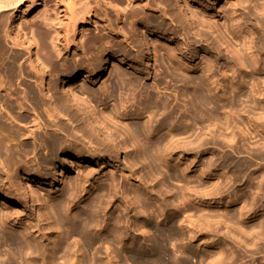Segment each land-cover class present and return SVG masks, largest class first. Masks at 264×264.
Here are the masks:
<instances>
[{
	"label": "bare ground",
	"instance_id": "6f19581e",
	"mask_svg": "<svg viewBox=\"0 0 264 264\" xmlns=\"http://www.w3.org/2000/svg\"><path fill=\"white\" fill-rule=\"evenodd\" d=\"M92 1L0 0V106L9 116L0 112L4 263L264 264V5L246 16L254 39L246 47L249 62L237 55L246 72L235 76L232 65L222 70L227 49L201 27L210 12L217 16L215 4L228 0H165L171 10L160 0H152L155 8L150 0H125L126 7ZM48 4L55 19L43 9ZM135 9L149 15L128 33L124 16ZM160 9L165 22L178 23L173 34L183 35L175 48L162 47L176 65L165 74L174 94L144 91L130 110L118 99L110 114L88 106L79 94L99 98L93 85L108 73L113 79L99 90L106 100L123 87L140 93L148 83L151 24L167 29L154 16ZM200 57L209 62L205 77L191 62ZM61 59L64 72L56 65ZM13 132L33 164L9 148ZM204 155L211 161L204 163ZM75 169L80 174L69 184ZM174 181L180 188L166 202ZM150 200L161 202L159 212ZM208 206L231 214H198ZM194 241L218 252H192ZM142 244L144 256L124 253Z\"/></svg>",
	"mask_w": 264,
	"mask_h": 264
},
{
	"label": "rangeland",
	"instance_id": "374dc122",
	"mask_svg": "<svg viewBox=\"0 0 264 264\" xmlns=\"http://www.w3.org/2000/svg\"><path fill=\"white\" fill-rule=\"evenodd\" d=\"M116 1L119 4V6H121V7H126V5H127L125 0H116ZM160 1H161V4L163 6L166 5L165 7L168 10H171L170 9L171 7L169 6V4L165 0H160ZM94 3H95V0H94V2L93 1L91 2L92 5H95ZM180 4H181V2H180ZM148 5L151 8H155V5L152 3V0H150ZM262 5H264V0H231V1L228 0L227 2L222 1L220 4H218V5L215 4V6H214L215 11L217 12V16L214 15L212 12H210V14L205 17L207 19H203L204 21L206 20V23L203 24V26H201L203 28V30H205L206 32L211 34L218 41V44L221 45L220 48L222 50L227 49V54L225 55L224 63L222 64L223 65L222 70H224V69L227 70V67L232 65V67H233L232 70L235 72V76L238 75L239 71H243V73L246 72V69L243 66H241L239 59H238V56H237L239 54V55H241V58L244 62H249V50H247L246 47H247V44H249L250 41L254 39V35L252 34V30H251L252 24L251 23L249 24L248 20H246V16H247L248 12L253 14L256 11L255 7L260 8ZM180 6H183V4H181ZM53 8H54L53 4H48V6L43 7V9H50L48 17H50L51 19H55V14L53 12H51ZM163 12H164V10L160 9V12L158 14H155L154 16H155L156 20H158L159 22L162 21L163 23H165L167 29H165L163 26H158L159 27L158 28V27L153 26L151 24V26H152L151 29H153L155 31V33H154V37L152 38V52H153L152 53L153 54L152 76H151L150 80L148 81V83L143 87L142 90H140V93L138 92L139 90L133 91V90H129L127 87H123V89L119 90V92H118L119 94L118 93L115 94L118 98L113 97V99L109 98L106 100V98H104L103 95H101V92L99 90H101L103 88L104 80L109 79V82H110L114 77L113 75H115V73L112 72L113 77H111V73H108L107 76H105V78L103 80H100V81L97 80L96 83H94V85H93V88H95L94 90L97 92V94H99L98 95L99 98L93 97V96L91 97L88 94H85V93L81 94L79 92L80 93L79 95L82 98V100L85 103L89 104L88 106L91 105L92 107H96L98 105L97 107H99V109H105L106 113L110 114L111 112H113L112 109H114L113 104L115 103L114 105H116V103L118 102L117 105H119L120 101H121L120 103H122L124 106L126 105L128 107L127 108L128 110H130L132 108H137L139 105L140 99H142L141 94L144 91H152V92H155L156 95H158L159 94L158 89H159V91L166 92V94H167V95L165 94L166 96H168V95L172 96L174 94V86L168 82V80L165 78V74L172 71L176 67V65H173L170 63L169 55L162 49V47L164 46V44H167V45H169V47L175 48L176 45L179 44L180 38H182L183 35H182L181 31H179L177 33V36H175V34H173L174 32H172V31H174V28H176L175 26H178V23L175 24V22H174V24H172L167 20L165 22L164 21L165 18L162 16ZM194 12L196 13L195 15H198L201 18L200 11L194 9ZM199 13H200V15H199ZM143 15H145V14H143L140 10L135 9L133 14L130 13V14H127L126 16H124L125 22L123 23V29L128 33L132 32L131 28H132L133 23L138 24L139 21H141L140 17ZM146 15H149V13ZM33 16H34V14L30 13L29 19L32 18V20H35L37 24H40L41 27H43L41 19L40 18H38V19L34 18L33 19ZM112 16H113V14H112ZM198 16H196V17H198ZM168 23H170V24H168ZM226 30H228V32ZM90 34L93 35L94 31L93 30L90 31ZM160 36H162L163 39H160ZM106 39L108 40V38H106ZM134 43H137V42H134ZM203 44L205 45L206 43L204 42ZM135 50H133V51L131 50V52H130L131 57H133V55L135 54ZM132 52L134 53L133 55H132ZM74 58L77 59L78 57L74 56ZM191 62L194 65H199V69H200L199 72L200 73H197V74L201 75V73H202L204 77L206 74H208L209 62H207L204 57H200L199 59L192 58ZM56 65L61 68L62 72L66 71V69L68 67V66H66L64 59L57 61ZM63 65L66 67H64ZM245 65L247 66V63H245ZM61 66H63L65 68V70ZM215 69H216V71L219 70L218 67H216ZM190 74H193V73H190ZM122 76H123V80H124L123 82L124 83L128 82L127 81L128 78L126 80V77L124 75H122ZM237 79L240 81L241 78L238 77ZM248 79H250V78H248ZM220 83H221V81H220ZM76 85H77L76 86L77 90L82 88V86L79 83H77ZM250 87H251L250 84H248L247 89H250ZM219 92L222 93L221 88L219 89ZM1 98L9 101V99L5 95H2ZM90 102H91V104H90ZM0 112L5 117H9L6 110H5V106H3V105L0 106ZM61 119H64V118H61ZM9 121H12L10 123V126L13 129L19 130V126L17 125V123L15 122L14 119L10 118ZM56 134L59 135V133H56ZM60 137L62 138L61 135H60ZM7 141H8L9 148L12 150V152L15 155L20 156L22 161H25L28 164L34 163L33 154L31 152H28V151H23V147L20 143V138L15 132H13L12 134H9L7 136ZM47 150L48 149L44 147L42 149V152L46 154ZM226 152H229V151L226 150ZM127 153H128V150H127V152L124 153L125 155L123 154V157L126 158ZM233 156L235 157V159L245 158V157H243V155H237L236 156L235 154H233ZM188 159L184 160V162L190 163L191 159L190 158H188ZM209 161H211V156L204 155L203 156V162L208 163ZM172 165H174V164L172 163L171 166ZM85 171H87V169ZM105 173H107V171H105ZM108 173H109V170H108ZM79 174L80 173L78 172V170L76 171V169H75V171L70 173L69 178H68L69 184L73 180L74 176L78 177ZM107 174H105V175L107 176ZM156 176L158 177L159 174L156 173ZM106 182L107 181H103L102 183L106 186L107 185ZM129 183H132V182L130 181ZM154 183H156V181H154ZM179 185H180V183L177 181H174L172 184H170V186H169L170 197L167 198L168 200H166V202L167 201H171V202L173 201L172 194L174 191L179 190V188H180ZM145 198H147V196ZM149 202H150L151 210L159 212L161 202L155 201V200H150ZM203 209H204V210H202L203 212L199 211L200 213L198 212V214L203 215L204 218H210V219L211 218H213V219L218 218L219 219L221 217L225 218L227 215L231 214V212L229 210L220 209L217 207L208 206V207H204ZM232 213L236 214V211H234ZM249 225H248V229H249ZM8 228L9 227H7V226L6 227L0 226V229L4 230V231H8L9 230ZM223 230H225V229H223ZM12 233L15 237L19 238V234L17 231H12ZM138 239L140 241H142V237H138ZM202 244H203L202 241L200 243H199V241L198 242L194 241L192 252H197V254H203V255H206V253H208V252H209L208 253L209 255L212 253L216 254L218 252L217 248L213 249V248L207 247L206 245H204V244L202 245ZM97 246L98 245H96V247ZM99 247L101 248L102 252H105V247H101V246H99ZM147 249H148V246L142 244L141 247L139 245L137 248H135L134 251H129L130 248L128 245V246L124 247V253L125 252L126 253L132 252V253L138 254V256H144L148 251ZM6 254H7L6 248L3 246V244L0 243V264H5L4 260L6 259V256H7ZM197 254H196V258L194 255H190L189 259H191L192 261H196L197 256H198ZM209 259L210 258L208 257V260ZM121 264H125V262H122ZM205 264H208V262L207 263L205 262Z\"/></svg>",
	"mask_w": 264,
	"mask_h": 264
}]
</instances>
